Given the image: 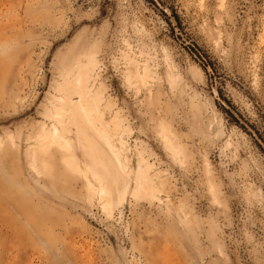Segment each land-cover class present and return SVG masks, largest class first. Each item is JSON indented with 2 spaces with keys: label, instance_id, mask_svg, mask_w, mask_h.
Segmentation results:
<instances>
[{
  "label": "rangeland",
  "instance_id": "374dc122",
  "mask_svg": "<svg viewBox=\"0 0 264 264\" xmlns=\"http://www.w3.org/2000/svg\"><path fill=\"white\" fill-rule=\"evenodd\" d=\"M0 264H264V0H0Z\"/></svg>",
  "mask_w": 264,
  "mask_h": 264
},
{
  "label": "bare ground",
  "instance_id": "6f19581e",
  "mask_svg": "<svg viewBox=\"0 0 264 264\" xmlns=\"http://www.w3.org/2000/svg\"><path fill=\"white\" fill-rule=\"evenodd\" d=\"M145 70H147V69H145ZM144 74H146V72H144ZM75 85H76V83H75ZM80 86H81V85H80ZM82 87H83V84H82ZM77 88H78V87H75L76 91L78 90ZM82 90H83V88H82ZM78 92H79V91H78ZM80 92H81V90H80ZM83 92H85V91H83ZM83 94H85V93H83ZM77 95H78V94H77ZM80 98H81V96H80ZM82 98H83V97H82ZM77 99H78V96H77ZM83 99H84V98H83ZM85 99H86V98H85ZM69 100H70V98H69ZM71 100H72V99H71ZM71 100H70V101H71ZM75 100H76V99H75ZM80 102H82L81 99H80ZM96 102H98V101H96ZM74 103L76 104V102H74ZM74 103H73V104H74ZM78 103H79V102H78ZM83 103H84V101H83L82 103H80V104H76V105L78 106V110H80V113H81V114H82V112L85 113V116L89 118V117H90V116H89V113H91V112H89L88 114L86 113V108H87L88 106L85 107L84 105H86L85 103H87V102H85L84 104H83ZM73 104H72V106H73ZM96 104H97V103H96ZM89 105H90V104H89ZM97 106H98V104H97ZM91 107L93 108V105H92ZM73 108H74V107H73ZM90 110L92 111V109H90ZM90 110H89V111H90ZM76 112H77V111H76ZM95 112H96V111H95ZM92 114H93V113H92ZM90 115H91V114H90ZM82 116H83V114H82ZM85 116H84L83 118H85V121H86L87 119H86ZM92 116H93V115H92ZM92 116H91V117H92ZM79 118H81V116H80ZM83 118H82V119H83ZM89 120H90V119H89ZM85 123H87V121H86ZM87 125L89 126L88 123H87ZM87 125H86V127H88ZM92 125H93V124H92ZM84 126H85V125H84ZM92 127H93V126H92ZM92 127H90V128H92ZM95 128H98V126H97V127L95 126ZM103 128H104V127H103ZM93 129H94V128H93ZM93 129H92V130H93ZM97 130H98V129H97ZM87 131H88V128H87ZM106 131H107V130H106ZM56 132H57V131H56ZM53 134H54V133H53ZM96 134H97V133H96ZM101 135H102V133H101ZM99 137H100V136H99ZM104 137L107 139V141H109V136H108L107 133L104 134ZM54 138H55V140H56V137H55V136H54ZM63 138H64V137H63ZM105 138H104V140H105ZM65 139H66V138H65ZM57 141H58V140H57ZM65 142L67 143L66 140H65ZM108 143H109V142H108ZM109 145H110V143H109ZM109 149H110V146H109ZM112 149H113V148H112ZM112 151H113V150H112ZM116 152H117V151H116ZM114 155H115V154H114ZM117 156H118V155H117ZM114 158H115V157H114ZM118 159H119V158H118ZM90 180H91V179H90ZM100 180H101V179H100ZM102 181H103V180H102ZM88 183H89V182H88ZM89 184L91 185V187H94V184H93L92 182L89 183ZM99 184H101V183H99ZM103 184H104V183H103ZM100 190H101L102 192H104V191H105V188L101 185ZM106 196H107V195H106Z\"/></svg>",
  "mask_w": 264,
  "mask_h": 264
}]
</instances>
